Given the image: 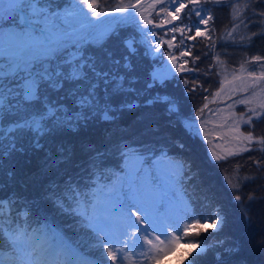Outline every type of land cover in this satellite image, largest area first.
<instances>
[{
	"label": "snow or ice",
	"instance_id": "1",
	"mask_svg": "<svg viewBox=\"0 0 264 264\" xmlns=\"http://www.w3.org/2000/svg\"><path fill=\"white\" fill-rule=\"evenodd\" d=\"M78 4L84 5L88 13ZM207 5L230 9L231 27L219 37L214 28L208 27L213 16ZM56 8L52 11L43 0H0V37L4 38L0 50V147L7 140L5 152L8 155L26 153L29 148L36 151L43 147L41 141L72 131L79 133L99 121L110 122L117 110L132 107L131 102L120 99L126 92L124 77L98 66L96 60L85 55L84 45H100L112 24L135 23L139 17L142 29L149 25L152 28L171 25L165 30V35L173 34L167 41L169 48L174 47L175 34L179 33L182 37L178 42L179 57H191L192 65L200 57L192 56L194 46H185L184 40L204 37L208 41L206 47L214 51L217 39L235 45L251 42L258 34L264 35L252 30L253 25L264 28V0H128L127 3L121 0L107 12L98 10V0H69L63 8L59 5ZM102 16H117V19L103 21ZM193 16L197 19L192 20ZM176 21L180 23H174ZM200 25L205 26L203 30ZM241 29L244 30L242 35L239 34ZM148 34L144 32L145 36ZM150 35L156 37L157 33L150 31ZM126 44L134 50L132 41ZM168 59L177 71L197 70L185 68L189 60L179 61L174 53L170 52ZM212 59L216 75L223 74L219 88L212 93L213 102L222 94L232 101L225 108L217 109L223 114L215 124L219 129L217 138L223 139L228 147L223 148L224 155L213 151V158L220 161L246 152H259L261 156H250L247 160L255 166L256 172L264 174V134L257 135L254 130V122L264 119V56L245 58L231 72L219 55H213ZM255 64L261 66L259 72L248 67ZM208 71L211 72V68ZM188 83L185 80L186 86ZM192 84L189 91L195 92L201 87L198 80L194 79ZM237 105H243L244 110L237 112ZM207 107L206 103L199 112ZM205 123L201 121V131ZM242 126L247 128L242 130ZM118 150L123 162L122 174H114V179L109 177L110 183L98 185L90 194L74 195L71 184L65 185L63 190H48L49 199L58 209L79 218L90 246L97 253L95 260H60L56 257L63 253L55 245L39 248L33 243L36 230L28 232L17 223L16 216L5 214L6 208H14L13 202L0 201V264H108V261L148 264L160 258L162 252L171 251L182 239L169 221L173 210L183 211L188 217L183 228L185 236L194 224L222 223L219 212L207 219H197L189 216L187 206L180 201L174 204L172 200L153 195L161 188L158 172L168 175L175 184H182L188 166L186 161L170 159L167 155L163 160L149 157L129 145ZM3 154L0 152V156ZM244 166L237 161L234 176L228 180L237 202L242 199L241 189L258 179L249 174L241 177ZM258 199L264 202V196L257 197L255 191L250 192L248 207ZM195 247L197 251L189 253L191 259L187 264H197L199 242Z\"/></svg>",
	"mask_w": 264,
	"mask_h": 264
},
{
	"label": "trees",
	"instance_id": "2",
	"mask_svg": "<svg viewBox=\"0 0 264 264\" xmlns=\"http://www.w3.org/2000/svg\"><path fill=\"white\" fill-rule=\"evenodd\" d=\"M43 2L54 11L57 5L63 8L69 0ZM120 2L98 0V10L109 11ZM122 2L127 3L128 0ZM206 7L212 9L213 20L209 28H214L216 37H219L231 27L230 9L213 5ZM252 30L264 33V28L258 29L255 25ZM239 34H244V30H239ZM133 35L132 27L115 24L114 31L100 45L89 43L84 45V49L86 57L96 60L98 66L120 71L126 81V92L120 99L127 102L138 100L139 104L130 109L117 110L110 122L99 121L79 133L72 131L56 139L41 141L43 147L36 151L29 148L26 153L16 152L5 158L0 156V201H12L14 204V208L4 210L5 214L16 216L17 223L26 227L30 233L36 230L50 244L58 243L61 251L68 250L67 245L61 241L66 239L80 257L95 260L97 253L90 246L89 236L81 227L79 218L58 209L49 199L48 190H63L65 185L71 184L75 190L74 195L96 191L98 185L110 183L109 177L114 179V174L119 175L117 172L123 167V162L118 149L129 145L149 157L159 154L163 160L167 155L170 159L187 162L182 184L177 185L168 175L157 173L161 182V198L172 200L174 204L180 201L187 206L189 216L197 219H207L214 207L220 209L223 222L218 233H205L201 225L195 224L197 232L185 236V225L183 228L176 225L169 216L173 228L182 235L181 241L199 242L203 246L199 250L197 264H264V228L261 230L264 227V202L258 199L250 208L246 203L250 192L255 191L257 197L264 196V174L256 172L255 166L247 160L250 156L259 157L262 154L246 152L220 163L211 162L205 156V146L196 141V137L184 127L185 122L203 116L205 109L202 113L199 110L220 86L223 74L216 75L213 55H219L231 72L245 58L264 56V35L258 34L251 42L235 45L217 39L212 53L204 48L206 40L203 37L197 38L192 43L193 54L200 59L195 65H190L197 70L178 74L155 85L148 90L147 96L139 98L135 94L144 89L150 80L149 74L154 63L144 54L143 46L135 42L136 50L130 54L132 70L125 72L122 61L128 52L124 40ZM210 67L211 72L208 71ZM248 67H254L258 72L261 70L259 64ZM194 79L198 80L201 87L192 92L189 89L193 87ZM185 80L189 81L187 86ZM130 86L133 90L128 89ZM205 88L207 92L203 90ZM162 96L166 99L160 100ZM149 97L153 101L147 105L144 102ZM205 97L208 99L205 100ZM171 104L175 109H171ZM115 106L119 108V105ZM254 130L257 135L264 134V119L254 122ZM237 161L245 165L241 169V177L244 174L258 177L241 189L240 202L234 199L233 189L228 183L229 178L234 176L233 168ZM181 217L186 224L188 217L185 213ZM189 259L191 256L187 255L186 260ZM155 260H150L148 264L157 262Z\"/></svg>",
	"mask_w": 264,
	"mask_h": 264
},
{
	"label": "rangeland",
	"instance_id": "3",
	"mask_svg": "<svg viewBox=\"0 0 264 264\" xmlns=\"http://www.w3.org/2000/svg\"><path fill=\"white\" fill-rule=\"evenodd\" d=\"M74 2H76V1H74ZM78 7H80V8H82L83 9V11H87L88 12V9L84 6V5H79L78 4ZM57 10V9H56ZM87 12H85V13H87ZM89 18H91V17H89ZM136 21H138V22H140L139 21V17H136ZM136 23V22H135ZM135 23H127V24H121V25H126V26H131V27H133L134 29L136 28H139V30L140 31H142V27H141V25H139V26H134V24ZM115 24H112L111 25V27H110V29L112 28V26H114ZM136 29H135V31H136ZM114 31V28H112L111 30H109L108 31V34L109 33H112ZM107 34V35H108ZM198 38H200V37H198ZM202 38V37H201ZM203 39H205L204 37H203ZM206 40V42H205V45H204V48H205V50L207 49L210 53H211V49L210 48H208V47H206V45H207V43H208V41H207V39H205ZM3 43H4V38L3 37H0V50H2V46H3ZM195 45H197L196 43H195ZM172 48H168L167 47V45H166V42H163V46H162V57H160L159 59H157V60H151V59H149L147 56V58L149 59V61H151L152 63L153 62H155V64L156 65H158V66H160L161 64H162V62H160L161 60H163V59H165L167 56H168V54L170 53V52H174L175 54H177L176 53V50L175 51H173V50H171ZM177 49V48H176ZM127 50V49H126ZM135 50L136 49H134L133 50V52H135ZM127 52H128V54H125L124 56H123V63H122V68L123 69H125V72L126 73H129L131 70H132V66H131V62H132V58H131V55H132V53H129V51L127 50ZM131 54V55H130ZM130 55V56H129ZM193 56H194V54H193ZM92 57V56H91ZM167 59H168V57H167ZM116 61H117V59H116ZM125 65H127V67H125ZM190 65H191V63H190ZM191 68V67H190ZM211 68V67H210ZM129 71V72H128ZM111 72L113 73V74H118L119 76H122L123 74H121L120 73V71H118V70H116V68L114 69V70H111ZM176 73V72H175ZM125 75V74H124ZM173 77H175L174 75H173ZM172 77V78H173ZM231 77L229 76V79H230ZM168 80V79H167ZM166 81V80H165ZM164 81V82H165ZM163 82V83H164ZM155 85H158L157 83L155 84ZM145 87H148L147 85L145 86ZM128 89L129 90H133V87L132 86H130V87H128ZM146 95H148V92L147 91H143V92H138L137 94H135V97L136 98H139V97H143V96H146ZM150 98V97H149ZM236 97H234V99H235ZM148 99V98H147ZM166 98L164 97V96H162L161 98H160V100H165ZM151 101V103H152V101L153 100H150ZM206 103H207V105H208V107L207 108H205V111H204V113H203V116L202 117H199L197 120H195V121H190V122H185L184 123V127H185V129L188 131V133H190L191 135H194L196 138V141H199L200 143H202L203 144V146H205L204 148H205V150H204V153H205V156L207 157V159L209 160V161H213V162H218V163H220V162H223V161H225V160H220V161H217V160H215L214 158H213V155H212V153H213V151H215L218 155H224V151H223V148L224 147H228V145L227 144H225V142H224V140L223 139H219V138H217V133L219 132V129H216L215 128V124L216 123H218L220 120H221V118H222V115L223 114H221V113H219L218 111H217V109H223V108H225L226 107V104H228V103H232V101L231 100H228V98H227V95H224V94H222L220 97H218V98H216V100H215V102H213V96H211V97H209V99L206 101ZM205 103V104H206ZM113 107L114 108H117V106H115V105H113ZM171 109L173 110V109H175V106L173 105V104H171ZM237 112H240V111H243L244 110V106L243 105H237L236 106V109H235ZM205 121L206 123H205V125H204V130L203 131H201L200 130V128H201V121ZM245 128H247V126H242V130H244ZM197 133H199V134H197ZM206 137V138H205ZM2 147H0V152H2V153H4L1 157H7V152H5V148H7V146H8V142H7V140H4L3 142H2ZM231 158V157H230ZM224 177H226V174H224ZM228 177H229V175H228ZM160 191H156V192H154L153 193V195L155 196V197H157V198H161V196H160ZM182 205H184V204H182ZM185 206V205H184ZM217 212H220V209H219V211L216 209V208H212V210H211V216L212 215H214V214H216ZM221 214V213H220ZM184 215V213H183V211H178V210H173L170 214H169V216L170 217H172V222H174L176 225H178V226H180V227H182L183 228V226L185 225L184 224V221L182 220L183 218L181 217V216H183ZM222 215V214H221ZM221 217H223V216H221ZM222 220H223V218H222ZM223 222V221H222ZM219 224H221V223H217L215 226L214 225H212L211 223H206V224H204L203 226L204 227H202V230H203V232H205V233H207V232H209V233H218V231L219 230H217V227H218V225ZM263 228L264 227H261V230H263ZM166 231H172V229H168V230H166ZM193 231H195V228H193L192 226L190 227V230H189V233L190 234H193V233H196L197 231H195V232H193ZM180 234V233H179ZM153 235H156V233H153ZM180 236H182V235H180ZM59 240H60V238H59ZM61 241H63V239L61 240ZM42 245H45V244H42ZM51 245H53L52 243H51ZM56 247H57V245H58V243H56V244H54ZM194 245H196V243L194 244ZM199 245H201V244H199ZM189 247L187 244H185V241L184 240H182V241H180V243L178 244V245H176V246H174V248L171 250V251H168L166 254L165 253H161L160 254V258H158L157 260H155V261H157V263L158 264H166L167 262H168V260L169 259H171L172 257H179V258H181L180 257V255H187L188 254V252L186 253V252H184V250H183V248L184 247ZM203 246L201 245L200 246V248H202ZM195 249H196V247H194ZM197 250V249H196ZM68 253V252H67ZM66 253V255H69V254H67ZM72 255L73 254H71L70 256L72 257ZM77 259V258H76ZM134 259H135V257H134ZM142 259V258H141ZM151 264H156V263H153V262H151Z\"/></svg>",
	"mask_w": 264,
	"mask_h": 264
},
{
	"label": "water",
	"instance_id": "4",
	"mask_svg": "<svg viewBox=\"0 0 264 264\" xmlns=\"http://www.w3.org/2000/svg\"><path fill=\"white\" fill-rule=\"evenodd\" d=\"M105 17H108V16H102L101 17V20ZM117 17V16H115ZM98 21H94V23H97ZM127 41H132L131 39H127L124 41V44L127 48V50L132 53L133 50H130L126 44ZM133 42V41H132ZM132 48H134L133 44H132ZM176 72L175 68L172 67V63L171 61L168 63V65L166 66V69L165 70H162L161 68H158V67H154L153 68V71L151 72V76L157 80H159L160 82H164L168 77H170L172 74H174ZM179 74H188L190 73L189 71H178ZM150 101V100H149ZM148 101V103H149ZM138 103L137 102H132V107L137 105ZM150 104V103H149Z\"/></svg>",
	"mask_w": 264,
	"mask_h": 264
},
{
	"label": "bare ground",
	"instance_id": "5",
	"mask_svg": "<svg viewBox=\"0 0 264 264\" xmlns=\"http://www.w3.org/2000/svg\"><path fill=\"white\" fill-rule=\"evenodd\" d=\"M143 36H144V38L147 40V44L148 45H152V46H154L155 48H159L160 47V45L157 43V42H155V43H153L151 40H152V37H151V35H147V36H145L144 34H143ZM153 51H154V53L155 52H157L155 49H153ZM166 68V66H164V69ZM37 240H38V238H37ZM196 245H192L191 246V250L192 249H194V247H195ZM44 246L40 243V245H39V248H43ZM60 257V259H64L65 261H71V260H74L70 255H66V256H64L63 254L62 255H60L59 256ZM166 264H185L184 262H183V258H179V257H172L171 259H169L168 260V262L166 263Z\"/></svg>",
	"mask_w": 264,
	"mask_h": 264
},
{
	"label": "built area",
	"instance_id": "6",
	"mask_svg": "<svg viewBox=\"0 0 264 264\" xmlns=\"http://www.w3.org/2000/svg\"><path fill=\"white\" fill-rule=\"evenodd\" d=\"M166 26H171V25H166ZM149 35H150V32H149ZM152 37V42L153 43H155V42H157L158 43V41H161V42H163V40L162 39H158V38H156V37H153V36H151ZM143 38H144V36H143ZM144 40L146 41V43H147V40L144 38ZM159 45H160V47L158 48L159 50L157 51L156 49L157 48H155L154 46H152V45H149V48H150V55L151 56H157L158 54H159V52H160V48H161V46H162V43H158ZM185 44V43H184ZM185 46H186V44H185ZM153 49H155L157 52H155L154 53V51H153ZM178 59H179V61H183V60H186V57H179V55H178Z\"/></svg>",
	"mask_w": 264,
	"mask_h": 264
}]
</instances>
